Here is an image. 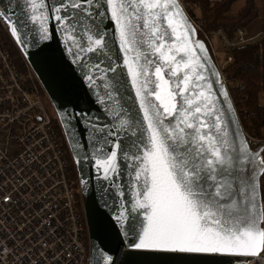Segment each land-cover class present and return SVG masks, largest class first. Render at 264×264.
I'll return each mask as SVG.
<instances>
[{
  "label": "snow or ice",
  "instance_id": "obj_1",
  "mask_svg": "<svg viewBox=\"0 0 264 264\" xmlns=\"http://www.w3.org/2000/svg\"><path fill=\"white\" fill-rule=\"evenodd\" d=\"M27 3L31 21L39 24L41 39H50L45 0ZM103 3L114 23L139 108L135 117L123 108L116 113L120 119L115 131L93 124L104 144L110 145V149L97 145L98 153L107 150L108 154L96 159L95 164L102 169L103 179L114 181L120 175V157L131 161L132 187L140 189L133 210H143L134 247L245 258L264 256V203L257 192V173L264 174V157L252 154L243 142L237 147L226 113L215 107L211 84L200 83L207 79L199 71L206 67V58L200 62L195 49L203 52L204 45L192 39L195 30L177 0ZM100 4L101 0H59L53 6V18L70 42V53L75 48L78 53L106 54V34L95 24V18L104 15L94 12ZM8 23L11 35L21 42L17 22ZM78 53H74L76 58L83 60ZM94 67L99 69L100 63ZM109 70L117 72L115 67ZM96 79L87 76L92 83ZM205 88L207 91H196ZM107 95L118 103L112 91ZM223 96L226 99L227 92ZM121 130L130 134V145L107 139ZM112 186L118 187L115 183ZM116 194L124 196L123 191ZM116 219L127 223L124 213Z\"/></svg>",
  "mask_w": 264,
  "mask_h": 264
},
{
  "label": "water",
  "instance_id": "obj_2",
  "mask_svg": "<svg viewBox=\"0 0 264 264\" xmlns=\"http://www.w3.org/2000/svg\"><path fill=\"white\" fill-rule=\"evenodd\" d=\"M0 3L11 17V21L17 22L21 42L12 37L18 50L42 84L56 113L74 163L78 185L84 199L83 212L89 239L87 264H250L253 258L229 254L179 253L134 247V244L138 242L137 234L139 222L143 219V210H133V204L137 198L136 192L140 189L132 187L135 181L132 175L133 169L128 166L131 161L124 159L123 156L120 157V175L114 181L103 179L102 169H98L95 164L96 159H103L108 154L107 150L98 153L97 145H103L105 149H110V145L104 144V138H100L93 124L97 128L107 126L106 131H115L120 119L116 117V113L121 112L123 108L126 112L130 110L129 116L135 117L139 108L135 91L123 64V53L119 51L115 26L110 21L107 6L103 0L94 12L104 13L102 17L95 18V24L99 26L100 32L106 34L105 55L78 53L75 48L72 53L67 50L70 42L66 41L65 33L61 31L58 22L53 18L52 8L59 3V0H45L49 16L45 23L51 33V38L48 40L41 39L39 24L31 21L32 13L27 0H0ZM179 9L183 12L180 6ZM183 14L185 15L184 12ZM186 18L188 19L187 16ZM95 31L94 27L93 32ZM192 39L202 43L205 49L203 52L195 49L200 62H205L206 58V67L199 71L207 79L200 83L211 84L212 98L216 101L215 107L226 113L234 142L237 147L241 142H245L252 154H260L261 149L252 151L248 147L228 93L226 99L231 107L229 108L225 103V97L223 98L222 95L227 90L221 82L208 47L202 39L198 38L196 30ZM82 43L86 45V41ZM74 53H78L84 59L78 60ZM96 63H100L99 69L94 67ZM195 63L194 60L193 66ZM111 67H115L117 72H111L109 70ZM183 72L184 69L181 66V74ZM117 73H119L118 76ZM88 75L97 78L96 82L87 80ZM99 77L103 79H98ZM106 84H111L113 87L105 88ZM199 90L207 91L206 88L196 89V91ZM109 91L113 92L118 103L108 98ZM235 121L242 132L243 139L235 131ZM107 139L113 142L119 140L122 146L131 143L130 134H126L123 130ZM132 151L134 152L135 149ZM257 175V192L261 200L259 172ZM113 183L118 187H113ZM120 191L124 192L123 197L116 194ZM121 213L127 217L126 224L123 220L116 219ZM122 224L124 226H121Z\"/></svg>",
  "mask_w": 264,
  "mask_h": 264
},
{
  "label": "built area",
  "instance_id": "obj_3",
  "mask_svg": "<svg viewBox=\"0 0 264 264\" xmlns=\"http://www.w3.org/2000/svg\"><path fill=\"white\" fill-rule=\"evenodd\" d=\"M177 3L206 43L236 110L234 92L242 83L232 82L225 67L233 59L231 51L264 38V31L248 36L243 27L232 35L222 28L205 30L203 19L191 11V0ZM0 13V264H87L84 199L78 180L77 187L71 180L61 126L48 112L45 91L30 64L19 50L20 59L12 53L11 44L16 43L8 23L11 17L1 3ZM243 111L254 117L246 108ZM239 122L250 149L263 147L264 134L255 135ZM250 264H264V256L254 257Z\"/></svg>",
  "mask_w": 264,
  "mask_h": 264
},
{
  "label": "trees",
  "instance_id": "obj_4",
  "mask_svg": "<svg viewBox=\"0 0 264 264\" xmlns=\"http://www.w3.org/2000/svg\"><path fill=\"white\" fill-rule=\"evenodd\" d=\"M234 0H191L193 13H200L206 28H222L227 34L232 35L238 27H244L257 12L252 0H248L245 7L237 16L227 14L230 4ZM264 31V24H263ZM12 53L20 59L16 46L11 44ZM233 59L225 67L226 76L232 81L242 83V88L236 90L235 101L240 108V115L244 127L250 128L255 135L264 134V105L258 102V95L264 91V38L258 37L253 43H246L231 51ZM254 113V117L247 116L244 109ZM62 132L59 131V134ZM65 148L68 152V149ZM70 170L77 176L74 163L69 155ZM77 187V182H74Z\"/></svg>",
  "mask_w": 264,
  "mask_h": 264
},
{
  "label": "crops",
  "instance_id": "obj_5",
  "mask_svg": "<svg viewBox=\"0 0 264 264\" xmlns=\"http://www.w3.org/2000/svg\"><path fill=\"white\" fill-rule=\"evenodd\" d=\"M248 0H234L229 8L227 14L229 16H237L239 12L245 7ZM257 15L243 28L248 36H258L263 32L264 24V0H252Z\"/></svg>",
  "mask_w": 264,
  "mask_h": 264
},
{
  "label": "rangeland",
  "instance_id": "obj_6",
  "mask_svg": "<svg viewBox=\"0 0 264 264\" xmlns=\"http://www.w3.org/2000/svg\"><path fill=\"white\" fill-rule=\"evenodd\" d=\"M193 10H195L194 8H192L191 9V11L193 12ZM183 13V12H182ZM184 15V14H183ZM197 17H199V18H201V16H200V13H196L195 14ZM185 16V15H184ZM186 17V16H185ZM202 19V18H201ZM188 20V19H187ZM188 23L191 25V23H190V21L188 20ZM191 27L194 29V27L191 25ZM208 29H215V28H206L205 27V30H208ZM195 30V29H194ZM194 36V35H193ZM221 52V51H220ZM219 56H220V59H221V62L223 61V54H221V53H219ZM224 93V92H223ZM223 96V95H222ZM42 98H43V101H44V104H45V106H46V108H47V110H48V112L50 113V115H52V116H54V117H56V114H55V111H54V109H53V107H52V105H51V103H50V101H49V99H48V97H47V95L44 93L43 95H42ZM223 98H224V96H223ZM225 100V103L227 104V106L229 107V105H230V103L228 102V100L227 99H224ZM258 102L260 103V104H262V105H264V91L263 92H261L259 95H258ZM235 123H236V121H235ZM245 128H247V127H245ZM235 131H237L238 133H239V136H241L242 137V139H243V136H242V132H241V130H240V128H239V126H238V124L236 123V127H235ZM245 143V142H244ZM246 144V143H245ZM263 153H264V151H263ZM69 155H70V152H69V154L67 153L66 154V157L69 159ZM71 156V155H70ZM72 159V158H71ZM76 172V171H75ZM71 180H72V182L74 183V182H77V176L75 177V176H73V174H71ZM82 215H83V212H82ZM88 241V240H87Z\"/></svg>",
  "mask_w": 264,
  "mask_h": 264
},
{
  "label": "flooded vegetation",
  "instance_id": "obj_7",
  "mask_svg": "<svg viewBox=\"0 0 264 264\" xmlns=\"http://www.w3.org/2000/svg\"><path fill=\"white\" fill-rule=\"evenodd\" d=\"M198 38H200V36L198 35ZM201 39V38H200ZM206 44V43H205ZM207 46V45H206ZM212 57V56H211ZM213 59V57H212ZM214 61V59H213ZM215 62V61H214ZM232 103V102H231ZM233 108H234V111L236 113V116H237V119L239 121V119L241 120V113H240V108L236 105L237 109L235 110V107L234 105L232 104ZM240 123V122H239ZM241 126V125H240ZM244 135V134H243ZM249 147V146H248ZM250 148V147H249ZM261 149V152H260V156L261 157H264V146L260 148ZM259 150V149H258ZM259 189H260V197H262V193L264 192V174H260L259 175Z\"/></svg>",
  "mask_w": 264,
  "mask_h": 264
}]
</instances>
